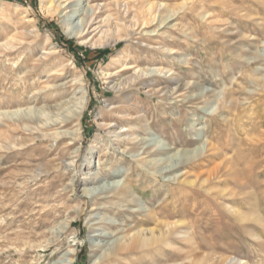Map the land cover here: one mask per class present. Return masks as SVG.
I'll return each mask as SVG.
<instances>
[{"label":"rangeland","instance_id":"rangeland-1","mask_svg":"<svg viewBox=\"0 0 264 264\" xmlns=\"http://www.w3.org/2000/svg\"><path fill=\"white\" fill-rule=\"evenodd\" d=\"M69 1L74 5L51 14L43 10L44 0H0V129L6 132L0 139V264H52L70 249L76 264H91L97 253L93 236L116 229L97 223L101 217L135 223L149 207L165 210L159 223L189 220L194 240L171 236L103 264H188L203 257L211 264H264V0ZM96 2L101 17L112 16L104 27L110 33L129 32L128 21L137 20L140 10L147 17L156 14V20L141 25L137 31L144 29L143 34L133 39L106 47L84 44L67 34L64 22L80 28ZM157 4L162 6L154 12ZM169 15L173 19L161 26ZM122 63L147 69L174 64L167 78L154 71L143 79L157 78L162 89L177 85L173 77L189 86L173 96L165 89L148 92L140 82L116 92L109 81L135 71H121ZM199 88L203 96H196ZM80 97L87 100L81 112ZM74 113L78 117L65 118ZM56 130L69 134L54 139ZM133 133L169 146V154L196 149L199 136L216 150L179 166L173 173L184 176L170 180L173 173L153 164L163 152H145ZM91 155L90 166L101 169L99 178L74 182ZM63 160L76 166L62 169ZM217 165L220 175L206 183L222 206L216 208L220 220L193 213L213 199L187 183L199 185L203 179L197 174ZM112 179H120L116 191L134 184L142 209L124 195L97 204L96 195L81 196L84 187ZM239 185L254 187L227 198L216 194L239 192ZM228 204L250 216L242 221Z\"/></svg>","mask_w":264,"mask_h":264},{"label":"bare ground","instance_id":"bare-ground-1","mask_svg":"<svg viewBox=\"0 0 264 264\" xmlns=\"http://www.w3.org/2000/svg\"><path fill=\"white\" fill-rule=\"evenodd\" d=\"M44 1L48 5L45 6V8L43 6V8H44L43 10L46 11V13H51V14L53 11H56L58 9H62L64 11V10L68 9L69 7L74 5V2L69 1V0H44ZM67 1H69V2H67ZM153 6L154 5L152 4L149 7V10H153L152 9ZM160 6H162V4L155 5L154 12H158ZM101 9H102L101 5L98 4L97 2L93 6H91V9L87 12L86 16L83 18L82 25L80 28L72 27V24H70L69 22H66V20H65V22H64L65 28L64 29L66 30L67 34H69L70 36L76 37L77 39H79V41L81 43H84V44L89 43L92 46L106 47V46H109V45L116 43L117 41L122 40L123 38H125L126 40H130V39H133V37L138 33L143 34L144 29L137 31L140 29V26L144 25V27H147L152 20H156V14H151L152 13L151 12L150 16L147 17L146 11L140 10L141 13L137 17V20L134 21V18L136 16H132L129 19V21H128V23H129L128 27L130 28L129 32L123 31V29L119 28L117 31L110 33L109 29H104V27H105V25L106 26L109 25L112 16L106 15L104 17H101V15H100ZM129 12H130V8L128 5L124 16ZM117 16H118L117 19H122L121 14H119ZM97 19H99V20H97ZM172 19H173L172 15L166 16L165 19L163 20V22H161L162 23L161 26L164 23H166ZM95 20H97V21L95 22ZM96 23H100V24L99 25L97 24L96 26H94ZM161 26H159V27H161ZM92 27H93V29L90 30ZM156 29L155 30H149V33L155 32ZM95 31H97L96 34L89 36L92 32H95ZM96 35H98V36H96ZM174 52L175 51H173V49H170V53H174ZM54 56H55V54H54ZM117 62H119V60H117ZM122 66H124V68H122L121 71L124 69H130V68H134L135 71L133 73H131L130 75H120V77H118L117 80L111 79L109 81L110 87L113 90H115L116 92H122L127 87H130L133 83H137V82H140V84H143V85H146L147 87H149V89H147L148 92H150V91L151 92L163 91L165 89V87L163 89H162V87L159 88L160 85L156 83L157 78H151V79H146V80L143 78L145 77V75H149V74L153 73L154 71L158 72L157 74L154 73V75L161 76L164 74L165 76H163V77L167 78V76H169L168 74H173L175 71L174 70V64H172L170 67H167V68H163L161 65L160 66L158 65V66H155L153 68H148V69L143 67V66L125 64V63H122ZM33 68H34V66H33ZM105 74L109 75V73H105ZM171 82H174L175 84L177 83V85L173 86L170 89L167 88L164 90V92L170 96H173L182 87L189 86L188 83H186L184 85H181V84L178 85L179 79H177L176 77H173L171 79ZM199 91L200 92L196 96H203V94H204L203 91H205V90H203V88H199ZM85 100H86V98L84 99L83 97H80V106H79L80 112L82 111V109L84 108V106L86 104L87 100L86 101ZM76 116H77V114L74 113L71 116L66 115L65 118L67 120H69L70 118H72V117L74 118ZM72 121H74V120H72ZM77 121H78V119H77ZM120 131H119V133H120ZM109 132H112V130H109ZM113 132H116V131L113 130ZM67 134H69V132L67 130H60V131L56 130L51 135H54L53 137L55 139V138H59V137H65ZM134 135L135 134L133 133L132 139H134V140L137 138L139 139L138 135H135V136ZM78 137H79V135L76 134L75 138H78ZM1 138H6V132L0 129V139ZM197 140H199V145L196 149L178 151L177 153H174V154L170 153L171 155L169 154V151L167 150L169 146L167 147L166 145H161L158 141L154 140L153 138L139 139V141H137V142H139L140 144L143 145L144 151L147 153H150L151 151L163 152V155L159 156L158 158L156 157L154 159L153 164H155L156 166L159 164L160 165L163 164V166H161L160 169H158V170L159 171L167 170L166 171V174H167V173H173L174 171L175 172L178 171L177 169L179 168V166L186 165L187 163H189V161L193 160L195 157L203 155L204 153L208 152L209 150L210 151L216 150V147L212 145L211 141L208 138L205 139L204 137L199 136ZM91 159H92V155L89 157V160L87 162V166L85 167V169L80 174H78V172H77V174H75V178H73L74 182H79V183L81 181L92 182V181H95L99 178L100 174L102 173L100 171L101 169L97 168L94 170V168H92L90 166V163L92 162ZM75 166H74V163L72 160H70L68 162H67V160H63V163L60 167L62 169H64V168L68 169V168H73ZM221 167L222 166L217 165V166H215L209 170H206V171L201 172L200 174H197L196 178H198V181H200V179H203V181L199 185H197V181H195V180L187 181V183L189 185L195 186V190H196V188H198V190H199V188H203L204 193L206 192V193L210 194L211 198L214 200V201L213 200L207 201L205 203L203 202V204L200 205L201 207L200 206H199L200 208L197 207L198 209L193 213H196L197 215L210 213V215L211 214L217 215L218 218H216V219H218V220L222 219V215L220 214V211L216 209L217 207H219L221 205L218 204V202L216 201V197L213 196L215 191H213L212 188L209 187L206 183L207 181L214 179V178H217L220 175L219 172L221 171ZM158 168H159V166H158ZM184 174H185V172L179 171L178 173H173V175H170L169 179L180 181V179L184 176ZM119 184H120V179H118V180L115 179L113 181L99 180V183L97 185L95 184L94 186H91V187H88V186L84 187L81 196L89 198L93 195H96V198H95L96 200L94 199V201L97 204V201L103 200L106 198L109 199L110 197H112V195H114V196L115 195L116 196L117 195H120V196L124 195V196L130 197V198L133 197L132 199H134L137 203V201H138L137 196H136L137 191L135 189L134 184H132L131 182L128 185L123 184V186L118 191H116L117 188L119 187ZM214 187H215V185H214ZM239 187H240V190H238L239 192H235L234 190H223L220 187L222 190L216 191V194L218 196H224L225 198L230 197L229 196L230 192H231L232 196H234L235 194H243V193H245V191L248 194L250 192L249 189L252 190V188L254 186H252V188H250L247 185H241V186L239 185ZM193 188L194 187H192V189ZM255 192H256V190H255ZM197 193H199V192H197ZM200 194H202V193H200ZM193 196H194V194H193ZM207 198H208V196H207ZM110 200H111V198H110ZM110 202H112V201H110ZM141 203L140 204H139V202L137 203V205L140 207V209H142ZM201 203H202V201H201ZM198 204H200V203H198ZM173 205H175V203H173ZM104 206H106V205L105 204L100 205V207H104ZM253 206H254V204H253ZM223 208H224V206H223ZM192 209H193V206L191 207V210ZM142 210L144 211L142 221L141 220L135 221V223H118L116 220H114L111 217H108L106 215L100 218L101 220H99L97 223H101V222L102 223L103 222L109 223V224L116 226V229L111 230V231H103L102 230L101 232H99V233L97 232L93 236V238L91 239V243H92L94 250L97 251V253L92 257L91 262H90L91 264H103L109 258L119 257L124 253H128V252H130L132 250H136V249H146V248H148V247H150L156 243L163 241L165 238H168L171 236L175 237V238L178 237V238L187 240L189 242L194 240V239H192V234H193L192 232H194L193 226H192L193 223L190 225L189 220L187 221L186 218L183 217V218L177 219L175 221L169 220V221H164V222L159 223L160 222V214H162V212L165 211V210H163V208L157 209L156 207H149V208H143ZM228 210L233 215H235V217L242 219V221H244L245 219H247L250 216L248 214L249 212H245L240 207L236 208L234 205H231V204H228ZM254 211H256V210H254ZM254 211H253V213L251 212L252 213L251 217L257 218V215ZM171 215H172V213H171ZM177 215H178V213H177ZM184 215H186V214H184ZM147 223H148V225H146ZM151 223H153L155 225L157 224V225L156 226L155 225L149 226V224H151ZM158 224H159V227H158ZM253 235H255V234H253ZM100 237H101V239H100ZM166 243L168 245L173 246V243H171L169 241H167ZM73 254H75V249H70L69 251H67L65 253V255L61 259L54 261L52 264H76L74 261L75 259L72 256ZM225 260H227V259H225ZM222 261H224V258L222 259ZM166 264H171V263H166ZM172 264H175V263H172ZM188 264H211V263H210V259L203 257V258L193 259Z\"/></svg>","mask_w":264,"mask_h":264}]
</instances>
